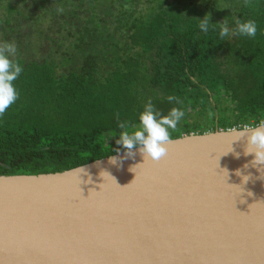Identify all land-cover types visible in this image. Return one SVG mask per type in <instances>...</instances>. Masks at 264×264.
Instances as JSON below:
<instances>
[{
	"label": "trees",
	"instance_id": "trees-1",
	"mask_svg": "<svg viewBox=\"0 0 264 264\" xmlns=\"http://www.w3.org/2000/svg\"><path fill=\"white\" fill-rule=\"evenodd\" d=\"M52 1L16 11L0 32L22 67L17 100L0 114V174L62 171L126 150L117 125L135 130L148 101L161 114L184 111L170 138L264 119V0ZM237 20L255 21L256 35L231 34ZM31 35L47 47H31Z\"/></svg>",
	"mask_w": 264,
	"mask_h": 264
},
{
	"label": "water",
	"instance_id": "water-1",
	"mask_svg": "<svg viewBox=\"0 0 264 264\" xmlns=\"http://www.w3.org/2000/svg\"><path fill=\"white\" fill-rule=\"evenodd\" d=\"M237 127L170 138L157 160L0 174V264H264V165Z\"/></svg>",
	"mask_w": 264,
	"mask_h": 264
},
{
	"label": "clouds",
	"instance_id": "clouds-1",
	"mask_svg": "<svg viewBox=\"0 0 264 264\" xmlns=\"http://www.w3.org/2000/svg\"><path fill=\"white\" fill-rule=\"evenodd\" d=\"M210 23L212 22H210L209 14L205 13L200 18V31L208 32ZM256 32L257 26L255 21L252 20L243 22L237 20L236 27L231 30V34L247 37H254ZM229 34L230 30L225 22L220 27L219 36L223 39ZM15 53L16 46L14 43L4 42L0 45V114H3L6 109L15 103L18 96L13 82L21 74L22 67L19 63L11 59ZM173 99L174 97L172 96L168 97L169 101ZM184 116V111L177 107H172L166 114H161L159 110L155 109L152 102L148 101L142 111L137 114L138 123L135 130L129 131L124 123L117 125L120 131L116 143L120 144L126 150L137 147L143 159L147 157L152 160H157L166 152L165 146L170 140L169 130L176 129L178 123ZM228 133L235 135L236 138L233 140L245 136L246 147L244 148V155H252L249 163L253 167L264 165V119H259L255 123L234 128ZM110 162L114 163L115 158H110ZM245 167H248V165L246 164ZM130 171L132 170L130 169ZM236 174L241 176L242 181L248 179L246 175H241L239 170L236 171Z\"/></svg>",
	"mask_w": 264,
	"mask_h": 264
},
{
	"label": "flooded vegetation",
	"instance_id": "flooded-vegetation-1",
	"mask_svg": "<svg viewBox=\"0 0 264 264\" xmlns=\"http://www.w3.org/2000/svg\"><path fill=\"white\" fill-rule=\"evenodd\" d=\"M49 0L48 3H46L48 6L53 7L55 9V2ZM9 3L12 6H14V10L13 11H7V9H9V7L6 6V4ZM26 7V8H25ZM39 5L37 3V0H0V32L2 31V29H8V26H12V24L9 22H6V18L10 19L12 21V17L15 16L16 11H20L21 13H23V15H29L31 12H34L35 10H37L38 12L41 11L42 9H39ZM8 13V14H7ZM10 13V14H9ZM11 15V18H10ZM17 15V14H16ZM17 17H19L17 15ZM21 20V26H29L27 23H30L29 21H23V19ZM19 22V21H18ZM33 35V33H32ZM31 35V39H33ZM4 37H6V34L4 35ZM0 38H2V35L0 33ZM15 40V39H14ZM13 38H12V42H14ZM34 41L32 42L31 47L37 46L40 48H45L47 47V44L45 42H42L41 40H39L38 38L33 39ZM3 42L0 39V45H2ZM15 44V43H14ZM29 48V46H28ZM30 49H28L27 51H29Z\"/></svg>",
	"mask_w": 264,
	"mask_h": 264
}]
</instances>
